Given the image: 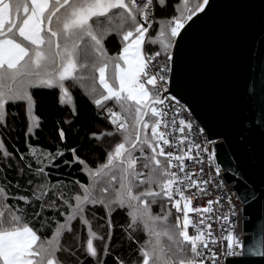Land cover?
Listing matches in <instances>:
<instances>
[{"label":"snow or ice","instance_id":"1","mask_svg":"<svg viewBox=\"0 0 264 264\" xmlns=\"http://www.w3.org/2000/svg\"><path fill=\"white\" fill-rule=\"evenodd\" d=\"M208 4L179 0L153 36L155 8L166 0H0V129L22 108L25 136H33L39 125L34 93L56 89L59 104L72 105L70 89L87 81L97 114L112 126L89 139L119 138L104 163L91 167L75 147L68 149L70 161L58 146L37 153L31 144L17 158L0 135V264H84L81 255L93 264H107L106 257L111 264H221V256L243 254L232 197L216 194L224 187L220 166L216 176L205 172L204 154L211 168L215 152L204 130L181 116L186 109L176 97L166 95L177 38ZM112 35L121 44L115 55L106 48ZM146 41L159 48L145 52ZM58 135L64 141L62 128ZM57 158L86 170L87 181H70L71 189L60 179L51 183L46 169L58 170ZM186 161L199 164L203 175L194 178ZM193 199L202 205L193 207ZM117 213L125 214L122 225L111 219ZM100 220L103 235L93 230ZM76 225L87 228L86 249ZM96 239L103 242L100 251ZM254 254L264 256V248Z\"/></svg>","mask_w":264,"mask_h":264},{"label":"water","instance_id":"2","mask_svg":"<svg viewBox=\"0 0 264 264\" xmlns=\"http://www.w3.org/2000/svg\"><path fill=\"white\" fill-rule=\"evenodd\" d=\"M170 93L215 140L218 165L243 205V254L264 264V0H209L173 47Z\"/></svg>","mask_w":264,"mask_h":264},{"label":"trees","instance_id":"3","mask_svg":"<svg viewBox=\"0 0 264 264\" xmlns=\"http://www.w3.org/2000/svg\"><path fill=\"white\" fill-rule=\"evenodd\" d=\"M179 0H166V6L156 7V22L153 24L152 28L149 30L154 36L155 32L158 30V22L170 19L172 15L175 14V4H178ZM153 47L159 48V45L151 46L145 43V52H149ZM106 48L109 55L117 54L118 50L121 48V44L118 39L112 35L106 41ZM90 87L89 82H85L83 88L77 86L71 90L73 96L72 105H60L58 102V90H39L34 93L35 105H34V115L39 119L38 128L35 130L34 135L27 137L25 136L26 119L25 113L22 108H17L18 119L16 116H8V129H0V135L3 136L6 147L9 151L15 150V155L19 158L20 155L26 153L28 144L34 146L37 153L42 151L54 152L57 146L64 151V156L62 159L71 160L72 156L68 149L75 147L77 149L76 155L81 157L86 161L87 166L95 167L97 164L104 163L106 151L111 149V142L107 141L111 138L112 142L117 140L116 136L113 137H102L99 142L89 139L90 133H99L101 131H112V126L109 122L103 118L102 115L97 114V109L95 105L91 102L88 95L87 89ZM98 87V85H97ZM109 106L112 107V102H109ZM72 108L75 109V115L72 114ZM67 120L68 123L65 124L64 121ZM58 128H62L65 132V139L61 141L58 135ZM106 139V140H104ZM163 159V158H161ZM35 164V161H32ZM15 162H13L14 164ZM59 164V169L50 168L46 170L51 171L50 182L55 183L57 179L62 180L71 189L72 185L70 181L79 180L81 182H86L87 172L86 170H80L79 165H72L71 167H66L63 165L61 158H57L54 162ZM0 170H3V165L0 164ZM69 173L71 175H69ZM16 174L15 167L11 168L9 171V176ZM171 207V205H169ZM152 210L154 213L159 212V205H153ZM172 217L169 218V223H174V217L176 215L175 209L172 208ZM51 214V213H49ZM100 215V213H97ZM114 221H119L122 225L125 222V214L117 213L111 217ZM104 223L103 220L93 221V230L98 232V235H103L106 231L105 229H98L97 224ZM38 228L39 225H36ZM76 230L80 233V243L83 248L86 249L87 241V228L84 226L76 225ZM119 235L116 226H113V241ZM106 238V236H105ZM166 242V237L162 238ZM65 241L71 243L69 237H64ZM102 241L99 239L94 240V246L97 247L98 251L102 248ZM112 243L111 241L109 242ZM117 247H120L117 243ZM81 259L84 260V264H93L91 258H85L81 255ZM107 264H111V259L106 257Z\"/></svg>","mask_w":264,"mask_h":264},{"label":"built area","instance_id":"4","mask_svg":"<svg viewBox=\"0 0 264 264\" xmlns=\"http://www.w3.org/2000/svg\"><path fill=\"white\" fill-rule=\"evenodd\" d=\"M154 14H155V21H154V23H155L156 19H157L156 8H155V13ZM160 59L162 60L163 58L161 57ZM170 67H172V64L170 65ZM170 78H171V73H170ZM169 88H170V79H169V83H168V92L166 93V95L171 97L173 95L170 93V89ZM176 100L179 101V105L180 106H183L186 109L185 112L181 113V116L183 118H185L186 120L190 118L192 120L193 124H194V128H202L204 130V128L202 127L200 122L191 113V111L189 110L188 106L185 103L181 102L179 99L176 98ZM171 103L175 104L176 101H171ZM176 135H180V134L176 133ZM202 137L205 138L208 141V147L210 148V150L215 152V162L211 166V168L207 164V160H206L207 153L204 154V157H205V163H204L205 172L206 173L207 172H211V174L213 176H216V173L214 171L215 165L218 164L217 157H216V148H215L216 141L215 140H211V139L208 140V137H207V134H206L205 130L202 133ZM165 148L167 150V146H165ZM185 163L187 165V169L186 170H189V171L193 172L194 173V178H195V176L203 175L202 173L199 172L200 165L196 164L195 161H186ZM220 169H221V167H220ZM173 170H175V169H173ZM222 173H223V171L221 169L219 177H217V179L223 180L224 187H223V189L221 191H218L216 194H220V195H223L225 197H227V196H231L232 197L233 204L235 205V207L237 209V216L233 217V220L236 222V227L234 228V232H235V234L239 237V239L243 243V248L240 250V251L243 252V249H244V235L249 234V232L244 231V219H249V215L248 214H244L243 205L247 204L248 202H245V201L242 202L241 201V199L238 196L235 188L233 187V185H235L236 182L235 181H231V182L228 183ZM189 191H194V189L189 190ZM201 205H202V201H199L197 199H193V204H192L193 207L201 206ZM190 217L194 221L197 219V217H196V215L194 213H190ZM237 256H241V255H237ZM237 256H228V257H237ZM219 259L221 261V264H226V257L221 256V257H219Z\"/></svg>","mask_w":264,"mask_h":264},{"label":"rangeland","instance_id":"5","mask_svg":"<svg viewBox=\"0 0 264 264\" xmlns=\"http://www.w3.org/2000/svg\"><path fill=\"white\" fill-rule=\"evenodd\" d=\"M158 28H159V25H158L157 29H158ZM144 50H145V49H144ZM117 110H118V109H117ZM118 139H119V138L117 137V140L112 142V141H111L112 139H111V138H108L107 141H110V142H111V146H110L111 148L114 146V143L118 141ZM104 140H106V139H104ZM110 150H111V149H110ZM189 231H190V234H191V231H192V230L190 229ZM162 240H163V239H162ZM164 241H165V240H164Z\"/></svg>","mask_w":264,"mask_h":264}]
</instances>
